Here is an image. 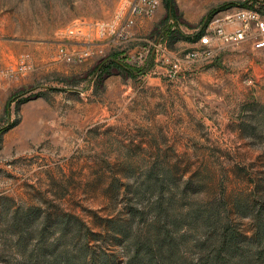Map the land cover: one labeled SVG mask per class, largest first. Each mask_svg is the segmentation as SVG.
<instances>
[{
	"label": "rangeland",
	"instance_id": "rangeland-1",
	"mask_svg": "<svg viewBox=\"0 0 264 264\" xmlns=\"http://www.w3.org/2000/svg\"><path fill=\"white\" fill-rule=\"evenodd\" d=\"M134 1L0 0V214L48 203L81 227L17 239L2 217L0 264H68L85 245L124 264L112 225L125 230L131 209L132 234L159 213L184 235L185 262L221 221L243 249L262 247L264 49L253 38L186 55L239 10L264 21V0H158L121 31Z\"/></svg>",
	"mask_w": 264,
	"mask_h": 264
},
{
	"label": "trees",
	"instance_id": "trees-1",
	"mask_svg": "<svg viewBox=\"0 0 264 264\" xmlns=\"http://www.w3.org/2000/svg\"><path fill=\"white\" fill-rule=\"evenodd\" d=\"M3 199L0 198V201ZM44 205V208L41 205L23 207L13 206L8 202L5 204L6 208L0 214V220L2 217L8 219V229L17 239H20L25 233L31 232L34 233V237L37 239L41 238L48 228L64 241L69 230H71L73 238L77 236L78 232H81V227L73 223L69 216L62 215L57 207L50 206L48 203H44ZM158 215L154 219L152 228L144 236L131 233V221L142 218L141 213L137 210L131 209L130 224L125 230L123 228L116 229L112 225L113 231L116 230V233L122 234L118 243L127 254V261L124 264H249L251 262L264 264V208H261L257 214L251 215L258 231L254 241L261 245V248L249 245L248 248L243 249L242 245L244 243L237 234V230H234L229 224H222L220 220V230L212 245L209 246L212 240L210 236L202 235L201 239L193 241L191 252L198 250V256L187 262L178 252L179 245L182 243L181 238L184 239V235L173 234L172 231L166 230L165 226H163L164 229H161ZM210 222V218H208L205 225L209 226ZM109 224L111 225L110 221ZM76 227V230L70 229ZM83 250L79 252L74 261L69 260L68 264H116L115 261L106 259L103 261L101 258L97 263L94 256L88 254L86 245ZM52 252L53 250H51ZM63 255L65 256V253ZM53 258H55V262L50 264H61L63 261L61 255L53 254ZM64 258L66 259V257Z\"/></svg>",
	"mask_w": 264,
	"mask_h": 264
},
{
	"label": "built area",
	"instance_id": "built-area-1",
	"mask_svg": "<svg viewBox=\"0 0 264 264\" xmlns=\"http://www.w3.org/2000/svg\"><path fill=\"white\" fill-rule=\"evenodd\" d=\"M158 5V0H135L130 6V15L121 25V31L131 26L135 17H148L152 15ZM255 39L254 47L264 49V21L252 10H239L228 15L223 22L218 21L208 35L200 38L202 51H194L186 55V59L196 58L198 55L208 56L209 48L223 42L237 44L246 39Z\"/></svg>",
	"mask_w": 264,
	"mask_h": 264
}]
</instances>
